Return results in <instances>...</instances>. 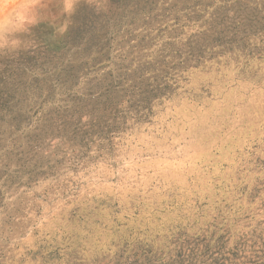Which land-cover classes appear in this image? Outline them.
I'll list each match as a JSON object with an SVG mask.
<instances>
[{
	"label": "rangeland",
	"instance_id": "obj_1",
	"mask_svg": "<svg viewBox=\"0 0 264 264\" xmlns=\"http://www.w3.org/2000/svg\"><path fill=\"white\" fill-rule=\"evenodd\" d=\"M34 2L0 264H264V0Z\"/></svg>",
	"mask_w": 264,
	"mask_h": 264
},
{
	"label": "clouds",
	"instance_id": "obj_2",
	"mask_svg": "<svg viewBox=\"0 0 264 264\" xmlns=\"http://www.w3.org/2000/svg\"><path fill=\"white\" fill-rule=\"evenodd\" d=\"M39 15L34 0H16L15 5L0 0V56L11 55L25 45L24 36L39 22Z\"/></svg>",
	"mask_w": 264,
	"mask_h": 264
}]
</instances>
